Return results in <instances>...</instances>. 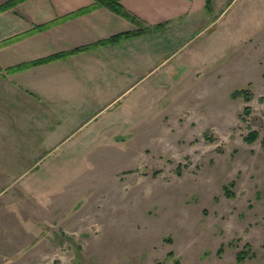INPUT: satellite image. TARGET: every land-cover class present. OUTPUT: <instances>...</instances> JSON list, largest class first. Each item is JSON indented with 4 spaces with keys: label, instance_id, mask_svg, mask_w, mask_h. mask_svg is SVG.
I'll list each match as a JSON object with an SVG mask.
<instances>
[{
    "label": "rangeland",
    "instance_id": "374dc122",
    "mask_svg": "<svg viewBox=\"0 0 264 264\" xmlns=\"http://www.w3.org/2000/svg\"><path fill=\"white\" fill-rule=\"evenodd\" d=\"M243 7L249 28L260 19L250 56L213 44L226 53L193 86L147 74L173 45L141 42L119 76L39 77L45 98L4 96L0 264H264V0Z\"/></svg>",
    "mask_w": 264,
    "mask_h": 264
},
{
    "label": "crops",
    "instance_id": "0c3cea01",
    "mask_svg": "<svg viewBox=\"0 0 264 264\" xmlns=\"http://www.w3.org/2000/svg\"><path fill=\"white\" fill-rule=\"evenodd\" d=\"M236 1L227 0L217 9V0H211L210 8L206 0H120L121 6L139 19L137 25L105 6L89 8L94 0H0V109L4 108V96L10 92L29 91L45 98L48 88L36 87L39 77L119 76L123 69L130 70L133 60L137 61L142 53L141 42L146 46L155 42L173 45L172 52H163L165 58L150 66L147 74L161 70L176 79L184 77L188 79L185 85L193 86L196 82L191 80L200 77L212 60L226 53L223 45L242 53L245 49L244 54L250 56L251 30H257L252 37L254 42L260 40V19L253 20L254 29L248 26L249 11L255 12L244 10L249 0L242 1L231 23L223 22L229 6ZM47 24L50 25L33 31L36 26ZM138 27L140 34L126 36ZM213 44L222 49L218 55H213ZM43 58L49 59L31 64ZM167 61L176 68L163 71ZM23 65L26 66L9 72ZM30 83L36 85L32 91Z\"/></svg>",
    "mask_w": 264,
    "mask_h": 264
},
{
    "label": "trees",
    "instance_id": "16d2710c",
    "mask_svg": "<svg viewBox=\"0 0 264 264\" xmlns=\"http://www.w3.org/2000/svg\"><path fill=\"white\" fill-rule=\"evenodd\" d=\"M97 6H105V7L109 8V9L115 11L116 13L124 16L125 18L129 19L130 21L134 22L135 24H137V25L140 24L139 19H137L134 15H132L131 13H129L128 11H126L121 6L120 0H94V3L89 8H94V7H97ZM206 6H207V8H210V6H211V0H206ZM85 10L86 9L81 10V11H85ZM49 25L50 24L42 25V26H36L35 28H33V31L43 29V28H45V27H47ZM141 31H142L141 28L138 27L136 31L131 32V33H126L127 35L126 34H124V35H126V36L135 35V34L137 35V34H140ZM49 58H51V57H49ZM49 58L39 59V60H37L35 62H32L31 64L41 63V62H43L45 60H48ZM25 66L26 65L12 68V69L9 70V72L10 71H14V70L21 69V68H23ZM231 95L234 96V97L240 96L244 101H249L251 99L250 93H248L247 92V89H245V88L236 89V90H234L232 92ZM249 111H250V107L249 106H245L243 108V112L244 113H249ZM257 138H258V133L255 130H250L245 135L244 140L246 142H248V143H251V142L255 141ZM261 145L264 148V134L261 137ZM226 194L229 195V193H227V192H226ZM243 255H244L243 252L238 251L237 254H236V258L241 260L243 258Z\"/></svg>",
    "mask_w": 264,
    "mask_h": 264
}]
</instances>
